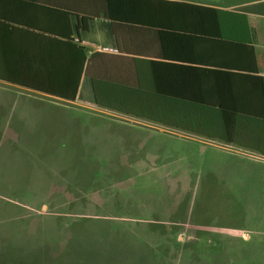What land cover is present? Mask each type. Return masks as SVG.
<instances>
[{"label":"crops","instance_id":"obj_1","mask_svg":"<svg viewBox=\"0 0 264 264\" xmlns=\"http://www.w3.org/2000/svg\"><path fill=\"white\" fill-rule=\"evenodd\" d=\"M169 1L244 14L249 27L238 24V18L233 22L230 19L218 21L214 13L203 11L183 16H160L157 21L161 26L157 29L121 21L120 11L123 13L125 9L118 5L112 7L120 18L112 20L107 15L106 0H0V125H9L7 129H1L0 139L26 136L50 141L57 133L62 134L59 138L55 136L57 139L81 134L83 137L117 134L116 126L122 125L130 130L153 131L161 137L195 140L264 163V155L259 152L125 115L96 103L95 89L101 95L131 107L164 109L223 103L262 111L263 97L255 92L254 83L244 72L254 68L251 55L245 48L226 43L219 37H247L250 28L257 61L256 75L264 77V0ZM125 13L132 21L131 6ZM220 69L231 73L229 81L216 77L215 71ZM3 77L16 80L12 83ZM78 80L75 101L49 93L71 92ZM22 83L35 85V89L22 86ZM71 106L105 114L112 119L94 127L87 118L67 113V119L55 121L57 115L53 109L66 110ZM83 113L88 115V112ZM47 121L48 125L43 126ZM207 121L200 119L198 122L217 123ZM82 135L76 138H82ZM248 138L264 141L261 135ZM137 139L132 136V141L142 145L144 140ZM39 150L47 153L46 149ZM36 154H39L37 150L31 152L32 156ZM4 156H14V153ZM41 158L43 164L32 160L26 165L24 157L18 156L11 166L10 162L3 165L11 171H22L23 181H14V184L51 189L56 181L57 167L51 165L55 159L51 153L41 154ZM33 173L37 180L31 179ZM34 181L37 183L33 184Z\"/></svg>","mask_w":264,"mask_h":264},{"label":"rangeland","instance_id":"obj_2","mask_svg":"<svg viewBox=\"0 0 264 264\" xmlns=\"http://www.w3.org/2000/svg\"><path fill=\"white\" fill-rule=\"evenodd\" d=\"M52 112L57 115L55 121L67 119V113H71L87 118L94 127L112 119L75 106ZM42 125H48V121ZM8 127L0 125V131ZM116 127L117 134L110 139L107 133L90 134L89 139L82 134L79 139L76 137L81 135L57 139L55 136L59 138L60 133L50 141L26 136L0 139V229L15 227L14 221L22 220L23 208L29 209L32 217L36 213L52 214L47 209L55 199L51 195L70 197L74 188L82 194L83 205L77 210L111 215L121 212L144 218L151 228L158 225L166 232H176L166 236L165 241L172 242L171 247H177L174 246L177 242L183 249L185 230L199 236L197 264H238L235 260L238 255L239 262L249 264L251 259L247 257H253V253L256 254L253 261L264 264V163L195 140L161 137L153 131L130 130L122 125ZM132 136L144 140L143 144L138 146ZM33 150L39 154L32 156ZM6 153L14 156H4ZM48 153L55 159L51 165L57 167L55 186L51 189L16 185L14 181H23L22 171H11L3 165L10 162L11 166L18 156L24 157L26 165L32 160L43 164L41 154ZM31 179L38 177L33 173ZM47 189L50 193H46ZM71 207L64 212L73 210ZM10 208L20 216L10 219ZM178 215L187 220L182 232L173 226L180 218ZM209 233L214 237L211 240ZM149 240L154 246L152 236ZM184 255V264H195L188 253Z\"/></svg>","mask_w":264,"mask_h":264},{"label":"trees","instance_id":"obj_3","mask_svg":"<svg viewBox=\"0 0 264 264\" xmlns=\"http://www.w3.org/2000/svg\"><path fill=\"white\" fill-rule=\"evenodd\" d=\"M106 2L109 18L112 20L120 18L115 15L112 7L118 5L121 9H125L124 12L122 11L123 13L120 11V20L126 23L132 22V26L158 29L161 26L157 21L160 16H183L206 11L214 13L218 21L230 19L233 22L234 19L238 18V24L243 23L246 28L249 27L247 17L244 14L220 11L185 2L169 0H106ZM129 6L132 7V21L127 18L125 13ZM221 36L219 40L229 44H237L243 49L245 48L251 55L254 68L245 69L244 72L248 73L245 77L254 83L255 92L263 97L262 111L254 112L250 109L224 105L223 103H203L206 105L164 109L131 107L125 105L126 103L113 101L95 89L96 103L101 107L125 115L234 144L264 155V141L248 138L253 135L264 137V77L256 75L257 61L253 47V34L249 28L247 37L236 35L222 38ZM220 70L215 71L217 72L216 77L229 81L231 73ZM3 78V80L12 83L16 80L11 77ZM15 84L20 85L21 83ZM22 84V86L35 89V85ZM78 89L79 80L71 92L50 91L49 93L69 101H75ZM200 119L205 120V122L215 120L217 123L215 125L200 123L198 122ZM114 136L115 134H110L107 138L110 139ZM84 137L89 139L90 134L84 135ZM126 145L128 146L129 143ZM46 193H50L48 189ZM72 195V198H70L71 196H60L59 198L58 195L52 194L51 197L55 198L54 202L49 203L50 207L47 208L53 212L52 214L39 215L36 213L32 217L28 214L31 211L23 208L22 220H15L13 223L15 227L0 229V264H184L185 253H188L189 258H194L193 263L196 262L195 257L198 252L196 243L200 239L199 236H192L187 230H182L186 232L182 245L183 249L178 246L177 242H174L176 243L174 246L177 247H171L172 242L168 243L165 239L167 235H175V231L166 232V230L159 229L158 225L151 228L148 222L143 221L144 218H133L131 215L121 214V212H119L121 215L119 213L118 215H111L109 213L79 211L77 208L83 205L82 200H80L82 194L79 189L73 188ZM67 207H71L73 210L64 212ZM11 211L10 208L8 215L11 217L10 219L20 216ZM68 214L73 216L69 217ZM178 217H180L179 220L173 226L178 227L177 231L179 232L187 220L183 216L178 215ZM207 235L210 240L214 238L210 233ZM149 236H152L154 246H151ZM247 259H251L249 264H256L253 261L256 259V254L253 253V257H247ZM235 260L238 264H242L239 262L241 260L239 255L236 256Z\"/></svg>","mask_w":264,"mask_h":264}]
</instances>
